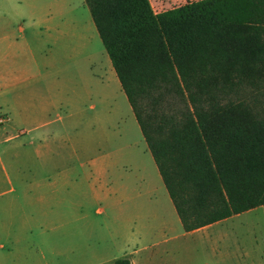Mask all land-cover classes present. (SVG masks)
Listing matches in <instances>:
<instances>
[{"label":"rangeland","instance_id":"rangeland-1","mask_svg":"<svg viewBox=\"0 0 264 264\" xmlns=\"http://www.w3.org/2000/svg\"><path fill=\"white\" fill-rule=\"evenodd\" d=\"M63 1L0 0V32L9 29L18 36L33 17L46 27L81 25L83 13L91 16L85 0H68L79 15L63 21L55 16L47 22ZM193 1L198 0H153L157 13ZM32 7L37 10L32 12ZM75 48H42L51 58L49 68L42 70L47 76L44 83L43 78L8 85L0 81V204L15 205L11 216L22 213L18 196L26 205V220L18 219L11 237L3 241L9 264H115L124 257L140 263L156 251L161 252L158 264H215L218 243L202 247L200 236L207 233L232 238L227 243L232 255L228 264H264V206L209 231L185 233L102 42ZM30 68L38 77L37 68ZM44 84L65 89L69 102L43 113L41 105L49 100L41 90ZM79 95L84 97L80 103ZM67 119L73 125L68 126ZM43 122L50 123L39 127ZM70 135L90 147L87 153L96 162V180L90 165L80 167L82 159L70 148L65 150L63 142ZM42 142L57 146L54 157L60 159L54 163L37 159ZM66 168L75 171L71 173L75 182L95 183L97 193L91 190L88 200L74 196L73 202L83 205L60 204L64 195H59L48 209L34 189L20 191L45 177L55 178Z\"/></svg>","mask_w":264,"mask_h":264},{"label":"trees","instance_id":"trees-1","mask_svg":"<svg viewBox=\"0 0 264 264\" xmlns=\"http://www.w3.org/2000/svg\"><path fill=\"white\" fill-rule=\"evenodd\" d=\"M85 1L185 232L263 207L264 0Z\"/></svg>","mask_w":264,"mask_h":264},{"label":"crops","instance_id":"crops-1","mask_svg":"<svg viewBox=\"0 0 264 264\" xmlns=\"http://www.w3.org/2000/svg\"><path fill=\"white\" fill-rule=\"evenodd\" d=\"M150 1L154 11L157 13L154 7L153 0ZM36 10L37 9H34L32 7V12H35ZM53 14L54 16H52V19H48L47 22H52L54 20L53 17L55 16H57V19L63 21L66 18L71 19L79 15L73 11L71 2L68 0L60 2V5H57L55 7V11L53 12ZM81 23H82L81 25H76V26H74L73 24L67 26L57 25V26L42 27L41 22H38V20H36L35 17H33V23L30 25V27L28 29H25L23 27L19 29L18 36H15L13 31H10L9 29L0 32V81H2L4 85L6 84L8 85L10 83H14L17 81L18 83L20 82L32 83L37 78L44 79L47 76H42V70L48 69L50 66L49 63L51 58L49 56V52L47 51H50L48 49H51V47L55 49L61 48V49L71 50V49H76L75 47H81V46H84L86 48L94 47L98 45L99 42H102L97 27L92 18V15L90 16L88 14L83 13L81 17ZM43 47H45L47 51L42 49ZM42 50H44L45 52ZM15 65H18L21 68L15 70L14 68ZM31 66L37 68V71L39 73L38 77L33 73L32 69L30 68ZM44 81L45 79L43 80L42 83H44ZM52 88L53 89L49 88V86H46L45 84L41 88L43 94L45 92L47 94V97L49 98L48 101L43 102L41 105L43 113H46V110L56 106V104H58L59 102L63 104L69 102L68 93L65 91V89L54 86ZM77 100L78 103H80L81 101L84 100V97L82 95H79L77 96ZM77 110H78L77 114L81 115L82 110L80 109ZM49 123L50 122H43L39 125V127H44ZM67 123L68 126L73 125V123L69 119H67ZM78 123H80V121H78ZM79 138L80 137L78 136H75V138H73L71 135L67 137L63 142L65 146V150H67V148H70V151L76 154V157H78V159H82L80 161V167L90 165L93 168L96 162L94 161V159L92 158L90 159V157L88 156L87 150L90 147L88 146L87 142L84 139L82 138L79 139ZM56 149L57 146L50 144L48 142L40 143L37 159H39L41 162L44 163L45 161L54 163L56 158L60 159V157H54L57 155ZM62 158H66V157H62ZM71 173H75V171L71 170L70 168H66L62 171H59V173L56 174L55 178H52L51 176L45 177L40 182L38 183L35 182L36 185H34V187H22L20 191L27 192L30 191V189H34L35 193H40V197H38V201L43 205H47L48 209H51L53 206H55V204H57V198L59 195L61 196L64 195V198H60L59 201L60 204L66 203L68 205L81 206V204L83 205V202H77V203L73 202L74 196L75 195L86 196L90 194L91 190L93 191L92 194H96L97 192L95 188V183L89 182V185L92 188L88 184L87 186H84V184H79L78 181L75 182L74 180H72L74 177L71 176ZM90 174L91 177L95 179V177L97 176V171L93 168ZM83 177L84 175L80 178L83 179ZM51 178L53 181L50 180ZM168 196L170 197L169 192H168ZM86 200H88V196H86ZM16 201H17L18 212L21 211L22 213L20 214L19 212L17 215L13 214L12 216L10 214L11 213L10 208H13L15 205L0 204V264H9V259H8L9 255L6 252V248L3 241L11 237L12 227L16 225V221L18 219L23 221L24 217L26 216V213L24 212L26 205L21 201L20 196H18ZM229 219L203 227L193 232H185V233L199 234L205 231H209L218 224H221L222 222L227 221ZM180 224L183 227L181 220H180ZM200 238L202 240L203 248H207V246L211 243H218L216 250L218 249L219 251V256H218L219 261H217L215 264H228V261L232 259V255L229 253V249L231 248V246L227 245L228 242H231L232 238L230 239L228 235L212 236L210 233H207L205 235H201ZM172 248L174 249L175 247ZM212 249L214 250V247H212ZM165 251L166 253H168L169 249ZM159 254H161V252L156 251L152 253L147 260H143L139 263V261L131 259V262L132 264H158L157 258Z\"/></svg>","mask_w":264,"mask_h":264}]
</instances>
